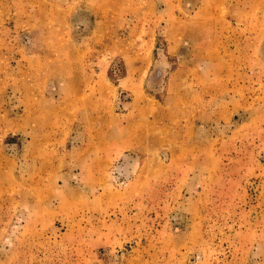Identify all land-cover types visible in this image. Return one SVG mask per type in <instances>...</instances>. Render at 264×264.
<instances>
[{"label":"rangeland","instance_id":"1","mask_svg":"<svg viewBox=\"0 0 264 264\" xmlns=\"http://www.w3.org/2000/svg\"><path fill=\"white\" fill-rule=\"evenodd\" d=\"M0 264H264V0H0Z\"/></svg>","mask_w":264,"mask_h":264}]
</instances>
